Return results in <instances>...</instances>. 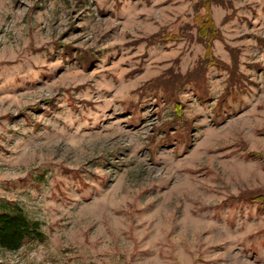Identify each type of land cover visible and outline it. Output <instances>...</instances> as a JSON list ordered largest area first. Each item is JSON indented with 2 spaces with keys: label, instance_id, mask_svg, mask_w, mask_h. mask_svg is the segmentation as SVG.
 I'll list each match as a JSON object with an SVG mask.
<instances>
[{
  "label": "rangeland",
  "instance_id": "1",
  "mask_svg": "<svg viewBox=\"0 0 264 264\" xmlns=\"http://www.w3.org/2000/svg\"><path fill=\"white\" fill-rule=\"evenodd\" d=\"M11 204L0 264H264V0H0Z\"/></svg>",
  "mask_w": 264,
  "mask_h": 264
},
{
  "label": "trees",
  "instance_id": "2",
  "mask_svg": "<svg viewBox=\"0 0 264 264\" xmlns=\"http://www.w3.org/2000/svg\"><path fill=\"white\" fill-rule=\"evenodd\" d=\"M203 19V18H202ZM200 19V21L202 20ZM210 29V35L214 31L210 26V17L202 21ZM200 30L203 29L200 24ZM45 238V233L39 221H34L17 205H5L0 211V246L6 250H18L29 240Z\"/></svg>",
  "mask_w": 264,
  "mask_h": 264
}]
</instances>
